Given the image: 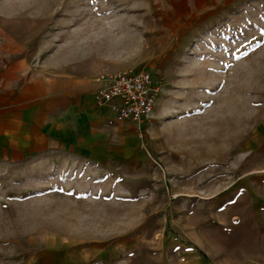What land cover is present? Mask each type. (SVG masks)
Here are the masks:
<instances>
[{"label":"rangeland","instance_id":"374dc122","mask_svg":"<svg viewBox=\"0 0 264 264\" xmlns=\"http://www.w3.org/2000/svg\"><path fill=\"white\" fill-rule=\"evenodd\" d=\"M149 72L142 131L0 158V264H264V0H0V81Z\"/></svg>","mask_w":264,"mask_h":264},{"label":"crops","instance_id":"0c3cea01","mask_svg":"<svg viewBox=\"0 0 264 264\" xmlns=\"http://www.w3.org/2000/svg\"><path fill=\"white\" fill-rule=\"evenodd\" d=\"M10 72L0 81V158L5 161L22 163L55 151L84 153L107 132L125 126L139 131L120 122L109 106L96 104L94 94L108 79Z\"/></svg>","mask_w":264,"mask_h":264},{"label":"built area","instance_id":"2783aa9c","mask_svg":"<svg viewBox=\"0 0 264 264\" xmlns=\"http://www.w3.org/2000/svg\"><path fill=\"white\" fill-rule=\"evenodd\" d=\"M108 85L94 94L96 104L109 106L123 123L142 126L154 114L159 100L160 85L151 73H115L108 78Z\"/></svg>","mask_w":264,"mask_h":264}]
</instances>
